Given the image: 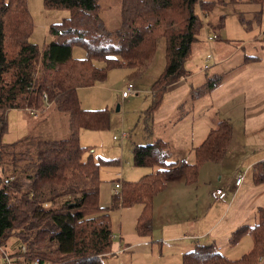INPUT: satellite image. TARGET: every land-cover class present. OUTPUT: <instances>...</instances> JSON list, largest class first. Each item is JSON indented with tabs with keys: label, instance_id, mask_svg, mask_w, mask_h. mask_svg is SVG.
<instances>
[{
	"label": "trees",
	"instance_id": "16d2710c",
	"mask_svg": "<svg viewBox=\"0 0 264 264\" xmlns=\"http://www.w3.org/2000/svg\"><path fill=\"white\" fill-rule=\"evenodd\" d=\"M263 1L246 0L257 6L248 18L237 12L245 29L260 23ZM43 2L46 8L68 13L49 25L51 39L39 47L29 40L33 23L26 0H0V254L25 260L37 257L38 264H103L112 255L110 212L141 204L135 229L148 235L154 195L165 188L170 176L182 174L185 183L191 184L201 164L220 161L232 128L226 119H218L193 148V162L171 160L169 145L161 139L136 145L133 164L150 171L137 181H122L111 204L103 206L99 168L119 161H96L91 154L84 155L88 148L81 146L79 130L109 128V112L82 108L77 89L101 81L115 67L130 69V78L139 76L164 38L165 66L152 84L154 98L148 105L154 109L164 89L188 74L184 63L203 26L201 18L215 4L240 0H119L120 20L113 29L100 18L99 0ZM224 20L225 14H220L218 28ZM73 45L84 49V57L72 55ZM219 80V76L211 77L205 86L210 88ZM48 106L67 115L65 137L2 142L10 109L40 111ZM253 170L254 181L264 182V159ZM246 234L251 245L236 259L222 254L215 242L197 243L183 253L182 264H257L264 256V207L255 209L252 222L235 228L227 243L233 246ZM9 239L14 241L8 244L10 249H4Z\"/></svg>",
	"mask_w": 264,
	"mask_h": 264
},
{
	"label": "crops",
	"instance_id": "0c3cea01",
	"mask_svg": "<svg viewBox=\"0 0 264 264\" xmlns=\"http://www.w3.org/2000/svg\"><path fill=\"white\" fill-rule=\"evenodd\" d=\"M203 29V38H200L201 42L198 41L196 44V47L205 48L199 57L202 61L201 65L194 70H187V75L168 85L167 88L180 89L181 87L183 89V92H180L183 96L180 101L184 108L180 110L176 118L181 123H187L185 118L192 115L191 118L195 120V124H191V130L196 133L195 142L191 143L190 148L186 150V143L176 140L177 135L167 137L153 135V137L168 143L171 160L193 162V148L203 140L218 119H226L232 128L231 141L223 158L216 162L225 164L227 156L236 145V136L245 139L255 136H260V139L263 137L264 47L262 45L261 49H256L251 45L246 49L248 43L232 47L229 41L207 39L215 33L210 34L206 26ZM260 37L259 34L255 39ZM192 50L191 46V53ZM209 53L213 61L206 60ZM203 61V66L208 64L206 68L202 66ZM130 71L127 69L123 73L124 76L129 77ZM215 76H219L220 80L207 88L206 81ZM199 86H204V91L193 95L191 90ZM175 108H171V115L174 113L173 110L177 112ZM194 111L196 115H193ZM171 121L169 117L165 124H172ZM151 133L153 134L152 128ZM238 144L237 147L242 146L239 139ZM186 151L187 154H185ZM216 163L206 161L201 164L197 179L191 184L185 183L182 174L168 178L165 188L157 192L152 199L151 231L148 235H140L135 229L137 217L142 208L141 204L121 207L117 210L121 217L116 222L111 218V233L119 237L112 241L110 248L112 254L110 256L115 258L116 264H125L122 259L127 252L130 256L133 255L132 258L127 259L128 264H182L183 253L192 249L195 244L215 242L221 250L223 246L218 242L220 238H229L235 228L253 221L255 209L258 206L264 207V182L256 183L252 174L251 180L244 181L237 189L233 187V182L232 194L223 190L229 193V198L224 201L218 200L214 190L221 188L217 184L222 174L215 180L214 174L217 170L214 164ZM143 168L147 170L146 172L150 171V168ZM124 211L126 213H122ZM153 247L157 248L156 253ZM118 250L121 251L118 252ZM226 257L236 259L240 256ZM108 258L103 260V264H106Z\"/></svg>",
	"mask_w": 264,
	"mask_h": 264
},
{
	"label": "rangeland",
	"instance_id": "374dc122",
	"mask_svg": "<svg viewBox=\"0 0 264 264\" xmlns=\"http://www.w3.org/2000/svg\"><path fill=\"white\" fill-rule=\"evenodd\" d=\"M245 2L246 0H240L238 3H228L226 5L215 4L209 13L201 18L203 26L197 35L199 39L192 44V53L184 63L186 70H194L197 66L201 65L202 61L199 57L205 48L201 46L196 47V44L198 41L201 42L200 38H203L204 26L208 28L210 34L215 33V38L213 39L220 40L221 42L229 41L232 47L241 43H248L246 49L251 45L256 49H261L262 45L264 47V1L261 21L257 25L254 24L250 30L240 25L237 12H241L248 18L257 6L246 4ZM26 3L33 23L29 40L41 47L44 42L51 39L48 32L49 25L59 22L68 12L64 9L46 8L43 0H26ZM99 3L101 4L99 15L104 25L109 29L115 28L120 20L119 0H99ZM196 11L201 15V10L198 6L196 7ZM223 13L225 14L224 26L218 28V17ZM61 14L62 17H60ZM259 34L261 37L255 39ZM164 47V38H162L158 41L152 60L139 76L132 78L125 77L123 73L128 68L115 67L108 69L105 78L101 81L95 82L92 86L79 87L77 89L78 99L82 108H107L109 112V128L104 130L81 128L79 130L81 146L86 149L87 147L95 146L93 153L85 150L84 155L91 154L96 161L99 158L102 160L105 158L119 160L118 164H100L99 176L101 183L99 188V203L103 206L111 204L113 196L111 188L115 182L137 181L147 171L145 168L133 164V148L136 145L151 143L158 136L167 137L170 135H177L176 140L185 142L186 150L190 148L191 143L195 142L196 133L191 130V124H195V120L191 118L192 115L190 114L185 118V122L187 123H181L176 118L179 116L180 110L184 108L180 101V98L183 97L182 93H180L183 92L181 87L180 89L177 87L167 89V86L162 92L157 107L154 109L148 108V105L154 98L151 88L152 84L165 66ZM72 55L82 58L85 55V51L82 47L73 45ZM203 64L204 61L202 66ZM98 65H102V63ZM128 82L133 84L134 90L129 96L123 97L121 92L125 89ZM204 89V86H199L191 90V92L195 95L197 92L204 91ZM176 104L177 106H175ZM117 106H119L118 109ZM172 107H176L177 111L175 113V110H173V115L170 114ZM194 112L195 114L193 115H196V111ZM169 117H171L172 124L166 125L165 123ZM254 124L256 125L257 122L255 121ZM151 128L153 134L151 133ZM67 131V115L52 106H48V108L40 111L37 110L35 116L23 108L10 109L6 113V132L2 135V142H11L16 139L63 138L67 135ZM113 135H116L117 139H113ZM262 136L261 139L260 136L247 139L236 136V145L227 156L225 164L215 162L216 164L214 165L217 170V173L215 172L214 174L215 180L222 174L217 184L221 186V189L232 194L233 189L231 185L234 182L235 174L240 171H246L245 182L251 180L252 174H254L253 165L264 159V134ZM238 139L241 140L242 146L237 147L239 145ZM185 154H187V151ZM1 174L3 175L4 173L1 172ZM229 193H226L227 198H229ZM117 210L110 212L114 222L119 221L121 217V214ZM227 238L222 237L218 240L223 246L220 251L225 256H241V253L246 252L250 247V236L248 234L243 235L238 244L233 247H230L231 245L227 243ZM13 241V239H9L6 245L4 244L2 247L10 249V243H13ZM153 251L156 253L157 248L153 247ZM127 253L122 259V262L125 264H128L127 259L133 257V255L130 256ZM108 257L106 264H116L115 258L112 256ZM2 261L3 259L0 254V264H2ZM13 264L17 263L14 262ZM257 264H264V256L258 258Z\"/></svg>",
	"mask_w": 264,
	"mask_h": 264
},
{
	"label": "built area",
	"instance_id": "2783aa9c",
	"mask_svg": "<svg viewBox=\"0 0 264 264\" xmlns=\"http://www.w3.org/2000/svg\"><path fill=\"white\" fill-rule=\"evenodd\" d=\"M215 38V35L213 34L212 36H208V39H213ZM206 60L207 61H213V57L212 55L209 53L206 56ZM208 66V64H205L203 67L206 68ZM133 84L132 83H127L126 87L124 90H122L121 95L123 97H127L128 95H130L133 92ZM43 97H45V93L42 94ZM30 114L32 115H36V111L33 109L29 110ZM113 139H117L116 135H113ZM94 147H90L87 149V152L89 153H93L94 152ZM245 172L246 171H240L239 173L236 174L235 179H234V187L237 189L239 186H241V184L244 182V178H245ZM121 189V183L120 182H115L113 187L111 188V194H118L119 191ZM214 194L217 197L218 200H222L224 201L225 199H227V194L225 191H223V189L221 188H216L214 190ZM45 205V204H44ZM117 237H119L117 234H110V238L113 240H115ZM25 251V246L21 245L19 247V252L23 253ZM121 250H118V252H120ZM3 261L2 264H13L14 262H16L17 264H38L39 263V259L37 257L32 258L30 260H25L23 256L20 255H16L14 257H10L8 256V254H4L2 257Z\"/></svg>",
	"mask_w": 264,
	"mask_h": 264
},
{
	"label": "water",
	"instance_id": "95a60500",
	"mask_svg": "<svg viewBox=\"0 0 264 264\" xmlns=\"http://www.w3.org/2000/svg\"><path fill=\"white\" fill-rule=\"evenodd\" d=\"M119 108V106H117V109Z\"/></svg>",
	"mask_w": 264,
	"mask_h": 264
}]
</instances>
